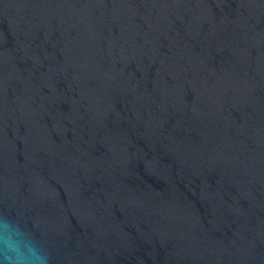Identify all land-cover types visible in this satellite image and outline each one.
<instances>
[{
    "label": "water",
    "instance_id": "1",
    "mask_svg": "<svg viewBox=\"0 0 264 264\" xmlns=\"http://www.w3.org/2000/svg\"><path fill=\"white\" fill-rule=\"evenodd\" d=\"M0 264H264V0H0Z\"/></svg>",
    "mask_w": 264,
    "mask_h": 264
}]
</instances>
